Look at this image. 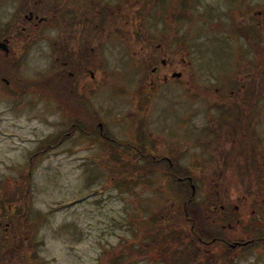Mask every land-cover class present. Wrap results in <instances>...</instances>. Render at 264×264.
Segmentation results:
<instances>
[{
    "label": "rangeland",
    "instance_id": "rangeland-1",
    "mask_svg": "<svg viewBox=\"0 0 264 264\" xmlns=\"http://www.w3.org/2000/svg\"><path fill=\"white\" fill-rule=\"evenodd\" d=\"M89 1L78 0L79 9ZM94 1V22L98 9L110 20L106 38L95 42V77L79 73L78 99L88 102L68 106L78 121L56 103L61 84L51 25L44 40L16 48L15 66L0 61L7 79H0V264H189L199 254L177 236L188 231L184 203L204 209L206 264H264V248L223 253L210 239L219 232L231 241L246 227L220 228L227 220L205 212L203 197L218 191L231 205L242 193H259L264 180L214 185L221 164L216 140L200 133L214 116L204 110L205 97L217 96L214 87L231 84L232 76L263 83L264 0ZM153 52L186 57L190 68L157 83L146 63ZM256 90L263 98L262 86ZM72 121H100L115 146L109 149L98 131H74L57 144ZM127 140L142 153L126 150ZM147 152L170 164L153 162ZM248 155L238 160L246 163ZM259 172L256 180L264 176ZM187 175L192 195L189 181L176 179Z\"/></svg>",
    "mask_w": 264,
    "mask_h": 264
},
{
    "label": "flooded vegetation",
    "instance_id": "flooded-vegetation-1",
    "mask_svg": "<svg viewBox=\"0 0 264 264\" xmlns=\"http://www.w3.org/2000/svg\"><path fill=\"white\" fill-rule=\"evenodd\" d=\"M82 2L85 4V1ZM94 3V0H90L86 8L79 9L78 0H0V61L3 64L2 66L5 69L10 64L15 66L17 64L16 48L20 51L21 45L26 42H35L40 38L44 40L46 37L45 32H47L46 28L51 25L48 27L57 30L55 37L53 39L50 38V40L55 51L54 59L59 61L57 73L55 74L57 81L59 80L61 84V86L56 88L59 92L56 103L61 108L60 111L64 110L68 117H76L77 121L79 112L71 108L70 110L68 106L74 101L76 103H80L81 100L88 102L87 96H82L81 100L78 99L79 73L87 74L88 78L93 79L95 77L94 71L96 67L94 70L89 67L90 64L95 63L97 58L94 52L96 50L95 42H102L106 38V35L103 34L104 29H106L104 23L107 22L106 24H108L110 20L109 15L107 17H105V13L103 16L100 15L101 11L98 9L96 20L100 19V22L98 24L94 22V18H92L95 16ZM96 32L98 33L96 34ZM262 41H264V37ZM148 57L146 63H151L150 76L153 74L157 83L173 77L179 79L182 71H188L190 68L189 61L183 56L176 59L172 55L171 57L165 53L156 55L153 52ZM235 73H238V71ZM232 77L234 79V76ZM0 79L3 83H7V79L2 75H0ZM233 79L231 84L226 82L224 86L214 87L217 90V96L213 98L205 97L208 100V106L204 110L210 111V114L215 117L210 115L208 124L204 122L200 133L205 136L209 134L211 139L216 140L215 153L218 151L219 159H221L217 163L220 162L224 165L222 167L220 164L216 183H214L217 186L222 183L232 182L234 184L240 181L241 183L244 181L245 184H258V181L264 180V176L256 180V176L258 175L259 178L261 175L259 172L260 168L263 169L264 175V160L260 161V163H255L259 157L264 155L262 144H260V133L264 134V97L256 96V94H259L256 90L259 85L262 86L264 92V79L263 83L252 82L249 78L245 82L239 81L238 78L236 79L237 81L233 82ZM155 81L148 79L147 84L152 85ZM207 117L209 116L205 113L204 119ZM78 123L72 121L70 124L71 130L69 129V131L62 129L57 144L61 143L65 136L71 137L74 131L81 136L82 134L90 136L95 131H98V136L108 143L109 149L115 146L110 145L114 140L108 131L103 129V123L100 121L98 123L88 121L82 123V125ZM187 125L190 127L188 119ZM257 127H260L261 131ZM139 140L144 144L142 138ZM262 141H264V136ZM128 143V140L122 142L126 150L134 151L132 152L133 154L136 153L135 150L142 153L137 148V141H134V145H129L130 143ZM241 152L250 153L246 163L243 160H238ZM140 153L139 155H142ZM145 154L150 155L148 152ZM256 154L260 155L257 156ZM147 157L146 159L149 160ZM150 157L155 163L157 160H161L170 164L171 160L167 156L156 159L152 155ZM239 169L243 170L239 171ZM244 169H246V172ZM176 179L189 181L191 195L194 194L195 188L190 182L192 178L189 175L183 176V178L177 176ZM202 180L204 181L205 178ZM257 190L259 192L257 194L246 195L242 193L238 195L237 202L231 205H229L230 202H225L222 199L224 198L223 194L218 191H215L214 194L213 192L210 193L208 198L206 196L203 197L205 212H208L209 215L212 214L215 220L223 219L222 217L227 220L225 225L221 223L220 228L225 227L231 230L232 227H246L242 232H238L235 239L231 241H228L224 236H217L219 232H216L217 235L214 233L211 235L210 239L221 245L220 248H223V253L230 252L232 248H237V250L253 248V246L264 248V186H262L261 190ZM255 195L258 197L256 198ZM189 200L191 199L189 198ZM183 205L181 215L188 231L179 230L177 236L181 239L187 237L188 242L194 245L193 248L199 254L189 260L190 262L192 261L191 264H206L204 253L207 251L205 247L208 244V239L206 237L207 225L205 221L207 219L204 209L200 205L195 208L191 207L190 204L185 205L184 203ZM194 255L196 254L194 253Z\"/></svg>",
    "mask_w": 264,
    "mask_h": 264
}]
</instances>
